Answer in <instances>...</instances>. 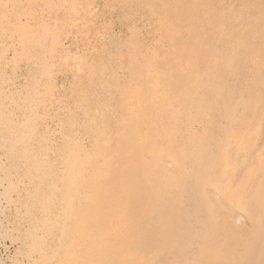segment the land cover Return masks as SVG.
<instances>
[{
	"label": "rangeland",
	"instance_id": "1",
	"mask_svg": "<svg viewBox=\"0 0 264 264\" xmlns=\"http://www.w3.org/2000/svg\"><path fill=\"white\" fill-rule=\"evenodd\" d=\"M41 1L51 21L35 27L38 69L51 64L52 75L33 99L63 132L108 138L98 150L113 158L106 178L117 173L121 187L104 198L129 217L122 246L107 247L100 264H264V0ZM151 14L167 20L159 28ZM34 86L30 76L27 101ZM137 92L139 114L129 119ZM114 150L134 157L118 166Z\"/></svg>",
	"mask_w": 264,
	"mask_h": 264
},
{
	"label": "bare ground",
	"instance_id": "2",
	"mask_svg": "<svg viewBox=\"0 0 264 264\" xmlns=\"http://www.w3.org/2000/svg\"><path fill=\"white\" fill-rule=\"evenodd\" d=\"M40 3L42 4V1L39 2V0H0V251L6 254L5 258L0 261V264H100L101 260L99 261L98 258L100 254L111 251L110 248L107 247L122 246L125 235L123 233V226L130 223L128 220L129 217L128 215L125 216V210L120 207L119 202H114V204L112 203L110 205L106 203L104 198L105 193H111L114 189L118 190V188L120 189L121 187L118 185L119 177L117 179V173L114 177L115 182L113 181L112 184L110 183L112 180L109 181L108 178H106L109 172L105 166L106 161L108 158L112 161L113 158L106 156L103 152L100 153L98 150L100 146L103 147L109 144L108 138L103 137L97 131L94 132L93 129H91L93 132L87 134L85 137L82 134L83 137L75 134V132L73 134L71 131L63 132L64 130L62 131L60 127H56L55 121L43 120L44 111L35 103V101L39 99L38 96L45 92L42 91L39 82H41L42 78L49 81L52 75L50 74L52 71V65L50 63V66L48 64V72H43L40 68L38 69L42 43L41 34L37 32L35 27L43 24L42 22L44 21V25H47L51 21V17L47 14L51 12H42L43 9L40 7ZM151 15L159 21L154 24L156 26L158 24L160 28V23L162 25L166 17L159 18L158 15ZM167 28L169 27L167 26ZM170 28L172 29L173 27ZM165 31V34L171 32L169 31L167 33L168 29ZM165 37L167 36L165 35ZM155 38H153V40L157 44L160 39ZM236 42H238V40H236ZM62 46L63 45L58 44L60 50H62ZM249 56L248 59L250 58ZM251 58L253 59V57ZM230 59L232 62L233 59ZM256 59L253 60V63ZM226 60L227 63L230 62L228 59ZM245 64L246 63L243 65ZM257 66L256 62L255 67ZM46 67L43 68L45 69ZM249 70L250 69H248L247 72ZM30 76L32 80H34L35 86L32 88L31 92L32 100L27 101L24 98L22 89ZM252 79L254 80V77ZM252 79H250V81H252ZM160 82L161 81H159V83ZM139 85L140 84H137L136 87ZM46 91H50V94H47L48 99H50V97L53 96V92L49 89H46ZM159 91L160 90L157 92ZM142 94L138 92L133 94V107H131V109L128 108L130 109L128 115L129 119L130 117L138 116L139 109L137 104L141 101L140 95ZM158 96L163 100L164 96ZM166 97L168 96L166 95ZM169 98H171V96ZM259 100L261 99L259 98ZM164 109L166 110V108ZM179 110L181 113V109ZM217 112L219 113V111ZM176 113L177 111L175 114ZM218 115H221V113ZM224 115L227 116L226 114ZM233 118H235V116ZM233 120H229V123L231 124ZM139 121H141V119ZM233 122H236V120ZM134 126H136V124ZM94 127H96V125ZM145 127L146 125L144 128ZM139 134V130H137V128L134 129L133 136L135 139L138 140L141 138ZM130 137L131 136H129V138ZM135 142L138 143L140 140ZM118 144L119 143L116 144V147L119 146ZM113 153L115 155V163H118V166H120L123 159L126 160L127 158V162L130 163V159L132 160L134 157V152H132V150L129 154L125 152L124 158L122 157V151L121 153L118 151ZM93 157H95L96 160L94 159L95 161L92 162L91 159ZM149 157V155H146L144 159L148 160ZM155 158L157 157L155 156ZM185 168L183 170H185ZM159 179L161 178L159 177ZM137 185L143 186V184ZM224 186L225 185L221 187ZM128 190L130 191V189ZM227 190L228 189H226V191ZM261 198L263 201L264 194ZM110 200L112 201L113 199H109V202ZM224 201L229 202L228 200ZM260 205H262V202ZM263 206L264 205H262V207ZM160 213L158 214L161 215ZM129 214L131 217L133 216L131 211ZM153 220L154 219H152V221ZM205 225L207 224L205 223ZM199 232H201V230H199ZM198 237H201V235ZM127 242H130L129 238H127ZM201 243L200 245H202ZM126 247L132 248L131 243H128ZM126 253H129V250H126ZM106 259L108 260V257ZM239 260L240 259H238V261ZM137 264H143V261H139Z\"/></svg>",
	"mask_w": 264,
	"mask_h": 264
}]
</instances>
